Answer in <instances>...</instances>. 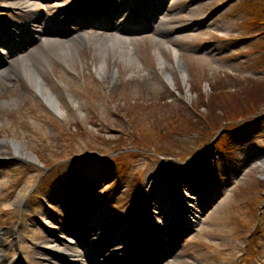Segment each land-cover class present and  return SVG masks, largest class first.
<instances>
[{
    "label": "rangeland",
    "instance_id": "obj_1",
    "mask_svg": "<svg viewBox=\"0 0 264 264\" xmlns=\"http://www.w3.org/2000/svg\"><path fill=\"white\" fill-rule=\"evenodd\" d=\"M7 1L10 0H0V4L12 6ZM187 1L171 0L172 16L168 15V10L164 14L170 23L159 26V32L148 25L149 28L139 34L124 36L135 55L134 61L117 59L115 48L105 57L98 54L95 50L98 43L104 47L105 42H111L100 35H115V32L96 26L87 30L89 58L83 55L81 48L75 56L73 69L54 59L42 72L46 88L58 98L59 111L47 102L45 105L42 100L38 101V96H33L35 91L31 83L24 76L15 75L10 80L6 77L8 73L3 75L0 79V143L7 145L0 148V153L12 154L18 162L4 166L12 173L8 178L0 176V215L4 208L13 211L16 217L13 203L26 200L36 187L37 176H32L30 169L22 164L23 159L34 157L57 162L62 156L68 159L76 153L87 154L83 159L103 158L115 154L121 143L129 145L133 138L141 142L147 139L150 144L142 143L138 155L134 153L122 160L127 175H123L117 189L127 188V191L118 195V209L111 211L108 218L116 223L128 205L131 211L134 210V190L138 178L143 175L149 176L153 205L156 204L155 196L171 195L177 200L176 169L182 161L197 164L196 168L183 174V185H194L191 178L201 179L206 175L204 182L220 192L226 185L230 194L221 195L203 217L198 227L200 232L191 234L187 239L190 241L185 242L171 260L176 261L174 264L236 263L254 226L255 216L264 205L261 199L264 198L261 165L264 162V106L257 119L230 125L207 157L203 150L209 147L210 138L201 141V132H189L181 125V131L172 142H163L158 129L164 124L163 130H166L173 115L179 118L176 112L181 108H187L183 115L185 119L197 112L207 115L204 106L207 102L233 101L250 91L253 82L258 85L264 82V26L249 25L246 19L251 15L249 0H205L193 6ZM255 1L261 5L260 1ZM63 2L61 0L57 6L62 8ZM33 9L42 11V3L34 1ZM215 10L208 26L185 31L183 24L187 19H196L205 11L213 13ZM164 15L161 16L164 18ZM207 40H214V43L205 45ZM100 65H106L104 74L98 72ZM83 79L85 86H82ZM60 91H65L74 103L75 116L63 102ZM89 98L95 100L93 113L89 110ZM31 106L35 107L31 109ZM94 120L102 128L95 126ZM62 126L66 132H72L65 135L63 144L55 129ZM111 128L121 133H115ZM120 135L124 139L119 144ZM20 150L22 154L19 155ZM199 155H203L201 160ZM103 171L110 179L105 182L107 185L116 176L115 166L105 165ZM21 176L24 182L19 184ZM47 184H52L50 178H47ZM103 185L99 186L100 190H105ZM199 196L190 195L192 199ZM3 216H0V224ZM261 221L264 231V213ZM28 233L29 240L23 241L30 245V256L37 257V247L41 246L43 238L36 230H28ZM258 238H262L264 244V234H259L254 242ZM44 241L53 243L52 239ZM261 256L257 264H264L263 250Z\"/></svg>",
    "mask_w": 264,
    "mask_h": 264
},
{
    "label": "bare ground",
    "instance_id": "obj_2",
    "mask_svg": "<svg viewBox=\"0 0 264 264\" xmlns=\"http://www.w3.org/2000/svg\"><path fill=\"white\" fill-rule=\"evenodd\" d=\"M25 4V2H24ZM111 13V12H110ZM109 18L112 19V13L109 14ZM39 20L38 16H30V19L26 21L28 25L33 26ZM96 22L97 19H94ZM85 23L81 25L84 26ZM87 25L90 26V23L87 22ZM38 31L40 27H37ZM85 29V27H83ZM122 32H127L130 29L127 27H120ZM45 34H48L45 30H42ZM160 31V30H159ZM99 36V35H98ZM65 37V36H64ZM60 36V33L52 29L51 33L48 36L39 37L40 47L34 48L27 54H23L19 59H16L13 63L14 71L21 76H24L35 89H37L42 95L45 96L47 102L54 107L57 111L58 109V98L57 96L49 91L46 88L44 83L42 72L45 71L47 67H50L53 63L54 59L61 60L64 64L69 67H74L75 56L80 50L81 45H83V41L85 40L84 36L81 34H76L75 36H71L69 39H65ZM104 37L108 41L114 42L113 48H115V55L117 59H126L128 61H134L135 55L129 49L126 44V40L123 38H115L113 35L102 34L100 38ZM106 43V42H105ZM105 45V44H104ZM105 47V46H104ZM102 44L99 43L95 46V50L98 54H105V50ZM114 50V49H113ZM104 66L100 65L99 73L104 74ZM13 73V72H12ZM12 78V75L9 76ZM1 147V146H0ZM19 152V151H18ZM21 152H19L20 154ZM263 169V177H264V162L261 164ZM72 256L76 254L71 253Z\"/></svg>",
    "mask_w": 264,
    "mask_h": 264
},
{
    "label": "trees",
    "instance_id": "obj_3",
    "mask_svg": "<svg viewBox=\"0 0 264 264\" xmlns=\"http://www.w3.org/2000/svg\"><path fill=\"white\" fill-rule=\"evenodd\" d=\"M250 85L253 87L250 91L244 93V96L233 99V101L226 100L228 101L227 103H223L224 101L217 103L207 102L204 106L207 108L208 114H201L198 120L189 118L182 127L187 124L189 129L201 132V135L214 136L228 124L261 113L263 110L262 106H264V82L260 85L253 82Z\"/></svg>",
    "mask_w": 264,
    "mask_h": 264
}]
</instances>
